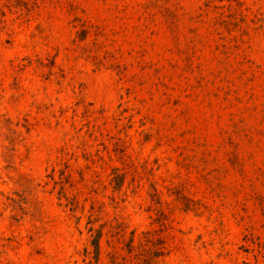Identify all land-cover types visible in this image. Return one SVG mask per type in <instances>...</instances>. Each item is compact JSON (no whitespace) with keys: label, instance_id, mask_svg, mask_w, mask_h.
Returning a JSON list of instances; mask_svg holds the SVG:
<instances>
[{"label":"rangeland","instance_id":"rangeland-1","mask_svg":"<svg viewBox=\"0 0 264 264\" xmlns=\"http://www.w3.org/2000/svg\"><path fill=\"white\" fill-rule=\"evenodd\" d=\"M0 264H264V0H0Z\"/></svg>","mask_w":264,"mask_h":264}]
</instances>
